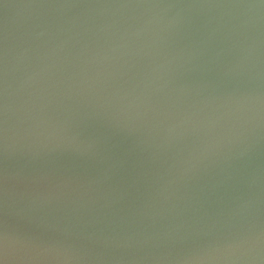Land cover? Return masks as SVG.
Wrapping results in <instances>:
<instances>
[{
	"label": "water",
	"instance_id": "obj_1",
	"mask_svg": "<svg viewBox=\"0 0 264 264\" xmlns=\"http://www.w3.org/2000/svg\"><path fill=\"white\" fill-rule=\"evenodd\" d=\"M0 264H264V0H0Z\"/></svg>",
	"mask_w": 264,
	"mask_h": 264
}]
</instances>
